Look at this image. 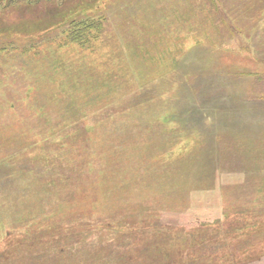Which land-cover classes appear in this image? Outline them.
<instances>
[{
  "label": "rangeland",
  "instance_id": "rangeland-1",
  "mask_svg": "<svg viewBox=\"0 0 264 264\" xmlns=\"http://www.w3.org/2000/svg\"><path fill=\"white\" fill-rule=\"evenodd\" d=\"M1 1L0 33L18 30L2 39L15 35L21 50L0 44V264H149L183 243L192 254L182 264H264V0H116L88 9L112 40L84 51L97 61L114 54L106 69L121 79L114 91L99 89L104 102L95 107L114 101L126 111L100 120L98 145L79 156L69 149L83 159L70 180L65 164L30 150L22 163L32 175L16 181L5 138L12 126L40 128L22 50L43 39L25 27L47 26L51 11L78 0ZM44 69L40 86L59 75ZM79 89L75 101L88 97ZM24 217L40 218L12 227ZM108 223L119 229L103 231Z\"/></svg>",
  "mask_w": 264,
  "mask_h": 264
},
{
  "label": "trees",
  "instance_id": "trees-1",
  "mask_svg": "<svg viewBox=\"0 0 264 264\" xmlns=\"http://www.w3.org/2000/svg\"><path fill=\"white\" fill-rule=\"evenodd\" d=\"M27 1L32 6L37 2V0L32 1V3H30V0H12L11 4H17L18 2L22 4L23 2L27 3ZM44 1L45 0H38L39 3H43ZM47 2L49 4L55 2L56 5H58L59 2L63 3L62 0H47ZM99 3L100 5H98ZM117 5L116 0H78L77 5L74 7L73 5H68L67 7H64L63 5V7H59V13L51 11V13L56 14L53 19L59 20L56 23H54L55 20L52 23L47 21L46 23H43V25L47 23L48 25H45V27H41L38 30L32 29V27L29 29V25L25 27L27 29L24 30L27 33H23L25 36H39V34L36 33L41 32L42 36H40V38L43 39L41 40L43 41L42 43H36L38 46L31 44L30 50H22L23 70L26 72V69H31V72L27 73L29 78L30 76L33 78L30 79L28 83L29 93L30 96L32 93V100L39 102L38 112H40V128L36 132L31 128L26 130V128L21 125L12 126L11 133L7 135L8 139H4V143L9 147L8 152L11 154L9 155L14 156V158H9L10 156L7 157L9 159L7 161L10 163H8L7 166L9 165L10 168L9 176H12L15 181L24 179V174L25 176L31 174V171L24 166L25 162L22 163V156L26 158L25 153L30 150L40 151V154H37V156L43 162H51L52 165L56 167L58 165L63 167L65 164L67 169L64 170L70 173L67 177V179L70 180L72 177L71 175H76L78 173L76 168L83 163V159L80 157L72 158V152L79 156L86 152L87 148L91 145L92 147L98 145V141L100 142L99 132L102 128L100 124L103 123H100V120L110 116L105 117L107 114H112L117 120V113L126 111L125 105L122 107H119L118 105L115 107L112 105L116 103L114 101L110 104H106V106L104 103L101 106L95 107L96 105L94 102H98V100L101 104L104 102L102 101V96L104 94L99 89L110 87L113 89L112 91H114L117 87L114 80L120 79V76L116 71H112V69H108L107 71L106 69L108 68V65L114 61V54L113 56L108 55V58L105 60L97 61L96 58H88L84 51L88 49L94 52L96 48L95 44H98L99 42L107 44L112 40L111 37L107 36L108 34L106 32L104 33L105 27L102 25V18V21H100L97 18L88 17L86 15L87 10H95L99 6H104L107 10L111 7L114 8ZM17 31L18 30L12 28L9 30L7 29L5 32L15 34ZM5 32L0 33L1 46L3 47L4 43L8 44L9 47H4L8 52H11V50L13 52L21 50V45L16 44L21 39L15 37V35L8 37V39H2ZM77 47H80L84 53L82 54L81 51L78 52L76 49ZM66 54L69 55L72 60H65L63 57H66ZM76 62H78L76 71L74 68L71 70L72 64L76 65ZM28 63L33 66L28 67ZM45 63L46 65L51 63L47 66H51V68L55 71L57 70L59 74L56 80L52 81L51 79L50 81H45L46 84H43V86L47 88V91L44 92L45 94L47 93L46 95L41 93L40 88L43 86L39 85V77L42 78L43 75V78L46 80V75L43 73L45 70L44 67L47 68V66L42 65ZM40 67H42L43 70H39ZM38 70L41 72L43 71V73H39ZM68 70L71 72H68ZM48 75H50V73H48ZM64 81H67L69 87L65 85ZM50 85L54 87V92H51V90L49 91ZM80 86L87 88L85 94L87 93L88 97H83L81 101H75L74 97L75 95H78L77 93H79ZM98 91H100L99 94H97ZM42 99L45 100L41 102ZM130 102L132 107L136 105L133 98ZM46 106L51 107V112L48 113V107ZM69 149H72L71 153L69 152ZM15 157H21V159H16L17 161L13 162ZM7 161H4V163ZM20 164H22V167ZM53 178H55V176H53ZM56 178L58 181H62L63 179L62 176H56ZM9 195L11 196V194ZM26 195H28L27 192ZM13 197H19V195L14 193ZM38 218L40 217H24L22 221L15 222L12 227L18 228L21 226H28L31 222H37ZM123 223L125 224V222ZM219 224L220 223H217L214 225L215 227H213H221ZM125 226L126 229L127 226L130 225L127 224ZM139 226L140 225L138 224L135 226L133 225L130 226V229H134V231L136 230L137 232ZM140 227L139 230L144 228L143 226ZM123 228L124 226H121V229ZM118 229L119 226L116 224L113 226L110 223H108L106 227H103V231H107L109 234H113ZM107 232L105 233L107 234ZM227 234L228 236H232L233 233L229 231ZM6 236L8 235H5V237ZM88 237L89 235L86 236L85 240L88 239ZM99 238L102 239L103 237ZM182 247L183 248L179 249V252L177 251L176 253H172V250L170 249L169 252L163 253L162 257H157L149 264H163L166 260L170 261V264H182L184 258L192 254V250H190L191 246L184 248L186 246H184L183 243ZM261 248L262 247L259 249ZM262 249H264V245ZM195 253L197 254L198 252L195 251ZM222 254L224 253H221L220 256ZM0 257H2V255H0ZM223 257L224 256L221 258V262L224 261Z\"/></svg>",
  "mask_w": 264,
  "mask_h": 264
}]
</instances>
